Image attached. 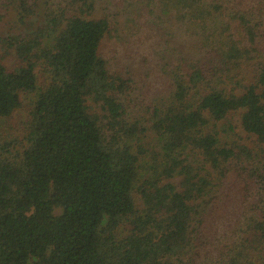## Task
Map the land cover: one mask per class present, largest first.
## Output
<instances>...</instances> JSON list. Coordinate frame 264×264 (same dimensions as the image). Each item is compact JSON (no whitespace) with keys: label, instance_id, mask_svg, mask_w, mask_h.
<instances>
[{"label":"trees","instance_id":"1","mask_svg":"<svg viewBox=\"0 0 264 264\" xmlns=\"http://www.w3.org/2000/svg\"><path fill=\"white\" fill-rule=\"evenodd\" d=\"M121 4L0 36V264H264V0ZM127 8L157 38L147 117L102 54Z\"/></svg>","mask_w":264,"mask_h":264},{"label":"rangeland","instance_id":"2","mask_svg":"<svg viewBox=\"0 0 264 264\" xmlns=\"http://www.w3.org/2000/svg\"><path fill=\"white\" fill-rule=\"evenodd\" d=\"M47 1L50 2L52 0H40L35 7L36 11L34 14L25 19V21H20L14 0H0V36L10 37L14 34H25L33 31L46 18ZM113 1L116 3L122 2L121 5L126 7L130 6V3H133L134 0ZM128 10V14H123L120 17L123 20L120 28V37L105 42L102 47V54L113 67L127 66L130 69H135L136 81L133 84V95L137 104L132 110V115L147 117V105L151 103L158 89L157 87L161 85V83L157 84L154 73V71H157L159 57H157L154 48H149L150 42L152 45L157 38L151 40L150 36L152 34L149 31L151 28H147V26L142 29L135 27L140 18L137 13L132 12L130 9ZM142 20L144 19L142 18ZM2 44V41H0V53L5 51ZM11 62L12 58H8L7 63L10 64ZM157 80L159 81L160 79ZM24 114V109H20L15 120L20 121ZM233 118L237 126V132L243 137L247 136L245 141L253 146L252 138L248 137L241 128L238 116L235 115ZM225 223H220L218 226V236L220 237L221 245L229 242L231 238L228 228L224 226Z\"/></svg>","mask_w":264,"mask_h":264}]
</instances>
